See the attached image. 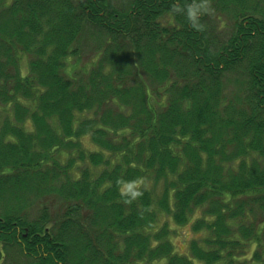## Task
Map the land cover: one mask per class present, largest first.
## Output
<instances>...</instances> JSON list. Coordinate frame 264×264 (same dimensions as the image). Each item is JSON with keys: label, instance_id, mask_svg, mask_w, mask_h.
I'll list each match as a JSON object with an SVG mask.
<instances>
[{"label": "trees", "instance_id": "16d2710c", "mask_svg": "<svg viewBox=\"0 0 264 264\" xmlns=\"http://www.w3.org/2000/svg\"><path fill=\"white\" fill-rule=\"evenodd\" d=\"M11 247L264 264V0H0V264Z\"/></svg>", "mask_w": 264, "mask_h": 264}, {"label": "rangeland", "instance_id": "374dc122", "mask_svg": "<svg viewBox=\"0 0 264 264\" xmlns=\"http://www.w3.org/2000/svg\"><path fill=\"white\" fill-rule=\"evenodd\" d=\"M126 1L127 0H113V3L119 7L122 4H124V2ZM86 58L87 55L83 54L82 62L85 61ZM228 76L229 78H225L224 89L226 90V92L234 91V88L236 87L235 82L232 80L231 75ZM85 143L87 146L92 148V144L90 143L88 138L85 139ZM38 202L39 201H37L36 205L38 204ZM48 202H50V200ZM49 204L51 206V209L57 208L56 206L57 203H55V201L54 202L51 201ZM27 211H28L27 215L31 220H35L37 214L39 213V209L35 205L28 207ZM170 225L172 226L171 228H174V232L171 234L170 238L175 248V251L179 253H187L189 240L191 238L198 237L199 234L191 229V225L189 223L182 226H176L173 225L172 223H170ZM25 260H27V258L21 256L20 253H18V251L12 247L11 249L7 250L4 255V261H5L4 264H23L24 263L23 261ZM194 264H200V263L197 260H194Z\"/></svg>", "mask_w": 264, "mask_h": 264}, {"label": "clouds", "instance_id": "9594fccd", "mask_svg": "<svg viewBox=\"0 0 264 264\" xmlns=\"http://www.w3.org/2000/svg\"><path fill=\"white\" fill-rule=\"evenodd\" d=\"M192 14H193V13H191V12L189 13L190 16H191Z\"/></svg>", "mask_w": 264, "mask_h": 264}]
</instances>
